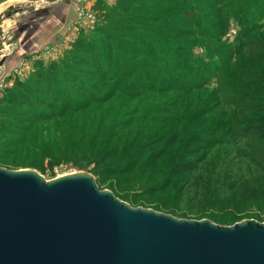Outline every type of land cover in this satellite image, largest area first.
Wrapping results in <instances>:
<instances>
[{"label": "trees", "instance_id": "trees-1", "mask_svg": "<svg viewBox=\"0 0 264 264\" xmlns=\"http://www.w3.org/2000/svg\"><path fill=\"white\" fill-rule=\"evenodd\" d=\"M231 20L238 25L228 37ZM97 28L105 43L83 33L74 43L90 56L75 62L84 72L72 65L90 84L79 102L71 99L72 81L54 79L55 62L15 84L29 96L19 105L34 98L28 86L54 79L51 118H68L80 139L105 133L107 147L94 148V160L108 164L104 171L115 178L108 189L121 200L134 203L124 188L135 186V194L160 196L155 210L180 218L221 226L261 221L264 0H116ZM72 66L63 64L64 80ZM50 69L54 76L45 79L41 71ZM50 116L24 118L20 150L33 146L32 131ZM6 166L17 165L0 155Z\"/></svg>", "mask_w": 264, "mask_h": 264}, {"label": "water", "instance_id": "water-1", "mask_svg": "<svg viewBox=\"0 0 264 264\" xmlns=\"http://www.w3.org/2000/svg\"><path fill=\"white\" fill-rule=\"evenodd\" d=\"M0 264H264V225L176 219L131 207L86 173L46 181L0 167Z\"/></svg>", "mask_w": 264, "mask_h": 264}, {"label": "rangeland", "instance_id": "rangeland-1", "mask_svg": "<svg viewBox=\"0 0 264 264\" xmlns=\"http://www.w3.org/2000/svg\"><path fill=\"white\" fill-rule=\"evenodd\" d=\"M99 1L102 2L103 9L101 7L97 8L96 5ZM115 3L116 0H96L93 3L91 19L86 18L80 24L84 26V29L76 28L75 30V10L77 6L73 0H61L54 4L45 3L39 19L30 16L24 20H18L14 16L31 7L30 2H5L0 5V155L5 161L17 165L2 168L10 171L31 170L46 181L61 175L86 173L97 181L96 184H99L98 187L101 190L110 191L108 189L109 185L114 182L115 178L105 173L104 167L108 164L98 165L94 160L96 158L94 151L97 150L94 148L107 147V143L101 145L102 142L106 141L105 133H94L80 139L79 136H76V132L68 122V118L58 120L51 118L50 115L54 114V89H56L54 79L61 77L62 80L60 81H65L69 86L72 81L70 86L73 91L71 99L78 102L83 93L88 92V85L90 86L89 81H87L88 76L81 73L84 72V67L80 66L81 63L75 64V62L79 61L81 56L88 58L90 56L83 50L74 48V43L81 37V33L92 35L97 39L98 44L105 43L106 34L99 32L97 27L104 23V9L114 8ZM229 23L232 28H236L238 25L233 20ZM2 31L5 32V35ZM55 62L59 63L60 69L55 71L56 77L52 83L40 84L37 82L28 86L34 98L23 109L19 102L27 101L29 96L18 92L15 84L18 81L25 83L27 78L38 72L37 68L47 69L51 64L55 66ZM64 63L71 66L78 65V67H81L78 70H82L78 73L75 71L77 66H75L76 68L72 66L70 68L72 73L64 80L65 77L62 76L65 75V72L61 69ZM41 73L45 79L54 76V73L51 74V69L46 72L41 71ZM85 83L87 86L84 85ZM47 88L51 89L50 93H47ZM11 93L16 97L13 104H10L14 100L10 96ZM33 115H48L50 118L44 120L47 121L45 124L36 125L38 127L37 131H32L33 146L20 150V146L15 144L17 142V140L15 141L17 139L16 135L21 134L17 127L25 125L24 118H34ZM29 120L30 123L33 121ZM29 125L26 124L25 127ZM115 142L116 139L112 144L114 145ZM90 143L92 146H89V148L92 147V150L89 154L85 151V148ZM137 189L135 186L128 189L124 188L125 193L130 197L135 196L132 198L134 203L120 200L131 207L153 210L176 219L200 221L191 218H180L165 211L155 210L153 205L160 201V196H140L139 193L135 194ZM145 201H149V205H142ZM185 207L186 205H181V208L184 209ZM254 213L256 212L254 211L252 214ZM259 215L261 221L253 216L243 221L252 220L264 225V212ZM201 220L209 219L204 218Z\"/></svg>", "mask_w": 264, "mask_h": 264}, {"label": "built area", "instance_id": "built-area-1", "mask_svg": "<svg viewBox=\"0 0 264 264\" xmlns=\"http://www.w3.org/2000/svg\"><path fill=\"white\" fill-rule=\"evenodd\" d=\"M76 4L77 8L75 10L76 15V22H75V28H83L84 26L80 25L82 22L86 20V18L91 19V12L93 8V3L96 0H73ZM46 2H32V6L22 10L19 14H15L14 16L20 20V19H26L30 16L35 17L36 19H39L41 17L40 12L44 10V4ZM232 28V26L230 27ZM5 35V32L2 31ZM236 34V29L232 28L229 30V37H232Z\"/></svg>", "mask_w": 264, "mask_h": 264}]
</instances>
